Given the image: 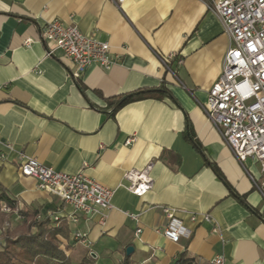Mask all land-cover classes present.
I'll return each instance as SVG.
<instances>
[{"label": "crops", "instance_id": "0c3cea01", "mask_svg": "<svg viewBox=\"0 0 264 264\" xmlns=\"http://www.w3.org/2000/svg\"><path fill=\"white\" fill-rule=\"evenodd\" d=\"M212 1L124 0L118 8L111 0H0V184L40 214L65 219L61 247L72 264L87 253L95 264H170L182 252L193 264L215 256L225 264H264L261 196L201 110L229 44L207 9ZM52 20L108 43L114 64L91 65L72 78L70 61L60 50L48 56L41 39ZM172 55L168 70L159 58ZM161 85L171 97L135 101L109 116L107 99ZM186 120L198 150L185 138ZM22 156L83 172L114 191L104 225L99 215H74L20 176ZM148 164L153 185L137 197L124 174ZM244 165L258 175L251 159ZM163 207L176 210L185 228L176 243L160 233ZM75 232L86 242H76Z\"/></svg>", "mask_w": 264, "mask_h": 264}, {"label": "built area", "instance_id": "2783aa9c", "mask_svg": "<svg viewBox=\"0 0 264 264\" xmlns=\"http://www.w3.org/2000/svg\"><path fill=\"white\" fill-rule=\"evenodd\" d=\"M123 1L111 0L118 8ZM207 9L219 22L229 44L221 62V74L210 87L201 110L233 158L244 168L264 204V0H213ZM41 39L48 44V56L60 50L70 61V74L74 79H81L91 65L109 69L114 64L108 43L83 35L74 25L64 26L52 20L46 24ZM30 43V40L24 41V45ZM173 57L158 58L169 70L168 61ZM22 158L18 168L20 176L35 180L39 190L59 198L74 215H99V223L104 225L106 216L102 212L112 207L114 191L83 172L70 175L44 166L35 158ZM250 159L259 166L258 175L245 169L244 164ZM150 169L151 164H148L140 170L125 172L128 192L142 197L151 190ZM162 209L167 224L160 233L176 243L185 231L182 220L176 210ZM46 215L52 220L58 219L53 213ZM125 215L134 221L138 219L136 214L125 212ZM197 218L193 214L189 216L192 223H196ZM203 219L209 221V216L204 215ZM72 221L75 222L76 217H72ZM140 233L141 229L135 230V236ZM73 238L76 242H86L79 232H75ZM207 264L225 263L222 256H215Z\"/></svg>", "mask_w": 264, "mask_h": 264}, {"label": "trees", "instance_id": "16d2710c", "mask_svg": "<svg viewBox=\"0 0 264 264\" xmlns=\"http://www.w3.org/2000/svg\"><path fill=\"white\" fill-rule=\"evenodd\" d=\"M79 89L84 94L81 85ZM164 97L171 96L161 85L151 90L140 89L109 98L106 100V108L109 116H113L129 103L145 99L160 100ZM185 122V138L198 150L199 145L193 138L188 121ZM11 215L17 216L20 221L15 226L8 225L0 230V264H72L61 247L60 238L68 235L65 219L58 217L57 220H52L46 214H40L39 208L11 198L0 184V228L5 223H10ZM77 264H95V261L87 253ZM121 264L129 262L124 261ZM170 264H193V259L186 252H182Z\"/></svg>", "mask_w": 264, "mask_h": 264}, {"label": "rangeland", "instance_id": "374dc122", "mask_svg": "<svg viewBox=\"0 0 264 264\" xmlns=\"http://www.w3.org/2000/svg\"><path fill=\"white\" fill-rule=\"evenodd\" d=\"M10 219H11L10 223H5V224L3 225V227L0 228V230H3V229L6 228L8 225L15 226V225L18 224L19 221H20L19 218H18L17 216H15V215H11V216H10ZM0 241H1V238H0Z\"/></svg>", "mask_w": 264, "mask_h": 264}, {"label": "water", "instance_id": "95a60500", "mask_svg": "<svg viewBox=\"0 0 264 264\" xmlns=\"http://www.w3.org/2000/svg\"><path fill=\"white\" fill-rule=\"evenodd\" d=\"M132 251V248L131 247H128L127 249H126V253H127V255L130 253ZM93 257V256H92Z\"/></svg>", "mask_w": 264, "mask_h": 264}]
</instances>
